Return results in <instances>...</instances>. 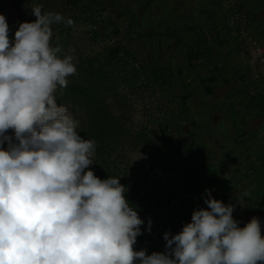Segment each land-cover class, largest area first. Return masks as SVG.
<instances>
[{"label":"clouds","instance_id":"9594fccd","mask_svg":"<svg viewBox=\"0 0 264 264\" xmlns=\"http://www.w3.org/2000/svg\"><path fill=\"white\" fill-rule=\"evenodd\" d=\"M31 10L36 20L20 23L14 41L0 14V264H264L259 218L240 227L235 205L208 189L207 208L177 234L164 233L165 251L134 249L144 220L127 186L95 175L96 142L57 104L77 58L51 45V25L74 22Z\"/></svg>","mask_w":264,"mask_h":264},{"label":"crops","instance_id":"0c3cea01","mask_svg":"<svg viewBox=\"0 0 264 264\" xmlns=\"http://www.w3.org/2000/svg\"><path fill=\"white\" fill-rule=\"evenodd\" d=\"M79 1L91 10L111 8L129 23L128 32L119 36L126 40L128 54L143 64L133 77L155 86L151 95L124 88L134 97L132 118L153 101L164 109L161 120H133L153 138L122 153V166L133 178L129 200L145 211L140 215L143 234L134 249H147L149 255L161 250L165 232L177 234L191 222L194 210L207 208L206 189L213 198L235 205L233 217L240 227L259 218L264 236V77L250 80L239 57L237 31L226 22L229 5L225 0ZM237 1L251 35L264 44V0ZM122 73L132 78L124 69ZM175 157L182 160L178 172L163 183L158 177L149 181L159 191V201L154 205L141 197L146 181L140 165L149 159L165 165ZM149 218L155 225L150 232Z\"/></svg>","mask_w":264,"mask_h":264},{"label":"trees","instance_id":"16d2710c","mask_svg":"<svg viewBox=\"0 0 264 264\" xmlns=\"http://www.w3.org/2000/svg\"><path fill=\"white\" fill-rule=\"evenodd\" d=\"M2 1L20 5L26 0ZM66 2L73 4V0ZM62 31L68 35L70 29ZM57 45L59 42L56 41L53 47ZM76 68V74L68 77L67 88L58 87L57 104L69 107L73 118L79 121L77 132L84 139L96 142L94 164L89 166L91 170L101 179L122 177L120 182L128 186L126 198L132 204L129 197L134 194L131 192L133 178L122 166V153L136 148L142 139H149L147 128L134 123L130 100L121 90L131 87L132 79L115 65L113 52L107 50L102 55L84 57ZM142 200L139 203L142 204ZM135 208L139 216L145 212L144 206Z\"/></svg>","mask_w":264,"mask_h":264},{"label":"built area","instance_id":"2783aa9c","mask_svg":"<svg viewBox=\"0 0 264 264\" xmlns=\"http://www.w3.org/2000/svg\"><path fill=\"white\" fill-rule=\"evenodd\" d=\"M77 0H73V4L69 3L63 4L65 6H73L72 11L79 8ZM230 8V14L227 17L226 22L233 26L237 31L238 42L240 44L239 57L245 65L248 66L250 70V80L260 81L264 75V44L254 38L249 29L246 27L244 16L240 11L239 4L237 0H225ZM77 15V14H75ZM89 12L87 16H89ZM110 16H113L111 8H99L95 13L91 14L90 18L82 30H76L73 27L72 34L83 35L89 40L96 43L103 50L113 52L114 63L121 69H124L129 75L132 76L131 88L135 95L148 94L151 95L154 90V85L151 81L143 79L140 77H133L134 74H140L143 71L142 62L128 54L126 48V40L119 36L121 32H128L130 29L129 23L123 20H110ZM111 22V24H106ZM131 38L133 35L131 34ZM104 51L102 52V54ZM99 54V55H102ZM133 110V107H132ZM136 110V109H135ZM137 112L133 114V120L143 117L146 121L148 116H151L155 120H161L164 114V109L162 105H159L157 101H153L149 108H144L136 110ZM136 119V120H137ZM157 130V127H154ZM148 138H153V134L148 132ZM182 166V160L179 157H175L169 164H161L159 161L152 159L144 161L140 165V170L145 176L146 183L140 187L139 195L141 197H146L152 204H156L160 197L159 191L153 189L149 185V181L153 177H158L161 183L165 182L172 174L178 172ZM179 200V199H177ZM154 222L152 221L151 228H154ZM166 242L163 247L158 252L165 251Z\"/></svg>","mask_w":264,"mask_h":264},{"label":"rangeland","instance_id":"374dc122","mask_svg":"<svg viewBox=\"0 0 264 264\" xmlns=\"http://www.w3.org/2000/svg\"><path fill=\"white\" fill-rule=\"evenodd\" d=\"M63 4H67L66 0H26L24 3L22 1V4L20 5L15 4L12 1L0 0V14H3L6 17L7 23L9 25L10 41H14V34L18 30L20 23L32 22L36 20V17L32 14L31 8L35 5H40L42 6V12L44 13H60L63 17H65V19L73 20L74 23L71 26H68L63 22L52 24L51 28L53 35L51 37L50 43L53 46L56 41L59 42L63 53H71V50H74V55L77 58L76 67L78 66L81 59H84V57H92L94 55L97 56L102 54L104 50L101 49L100 46L89 40L87 37H84L82 34H72L71 29L72 27L76 30H82L85 28L86 22L91 18V14L95 13L99 8H94L91 10V8L83 6L79 1V8H76V10L72 11V7H63ZM88 12L90 14L89 16H87ZM112 14H115V16H110V20H121L118 14L114 12H112ZM106 24L109 25L111 22H107ZM67 29H70L69 33H67L68 35L62 31ZM124 88L125 87L121 88L122 92L130 95L129 100L133 99L134 97L132 96L131 91ZM67 108L71 113L70 108ZM9 134H12V130H9ZM6 146L7 145L5 144V147ZM121 162H124V160L121 159Z\"/></svg>","mask_w":264,"mask_h":264}]
</instances>
